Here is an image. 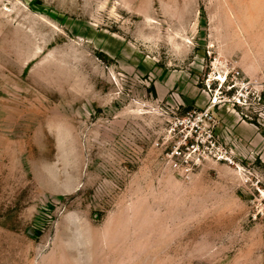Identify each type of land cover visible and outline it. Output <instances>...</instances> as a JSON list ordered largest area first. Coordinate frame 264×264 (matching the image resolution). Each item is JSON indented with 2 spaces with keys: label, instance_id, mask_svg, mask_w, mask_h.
Masks as SVG:
<instances>
[{
  "label": "rangeland",
  "instance_id": "374dc122",
  "mask_svg": "<svg viewBox=\"0 0 264 264\" xmlns=\"http://www.w3.org/2000/svg\"><path fill=\"white\" fill-rule=\"evenodd\" d=\"M208 79L241 103L194 133ZM225 108L263 149L264 0H0V264H264V154Z\"/></svg>",
  "mask_w": 264,
  "mask_h": 264
},
{
  "label": "crops",
  "instance_id": "0c3cea01",
  "mask_svg": "<svg viewBox=\"0 0 264 264\" xmlns=\"http://www.w3.org/2000/svg\"><path fill=\"white\" fill-rule=\"evenodd\" d=\"M154 86L156 90L157 97L164 100L168 97H172L179 92L183 94L187 99H192L196 96L194 91L195 87L189 84V75L178 71H162L156 76L154 81ZM181 94L179 95L181 97ZM231 108L221 109V118L226 129H229V133L226 129L222 130L220 126V133L222 138L226 143L234 146L237 151L247 147L249 149L248 153L261 154V139L260 132L256 130V127L244 121L232 113ZM237 153V152H235ZM262 154H264V148L262 149Z\"/></svg>",
  "mask_w": 264,
  "mask_h": 264
},
{
  "label": "built area",
  "instance_id": "2783aa9c",
  "mask_svg": "<svg viewBox=\"0 0 264 264\" xmlns=\"http://www.w3.org/2000/svg\"><path fill=\"white\" fill-rule=\"evenodd\" d=\"M232 77H236V75L234 74ZM215 80L217 79L215 78ZM206 87H207V92L209 95V103H208L207 109H205L203 112H199L197 114L192 115L191 119H187L186 121H184L185 123H190L191 131H193L194 133L197 132L198 128L201 127L200 123L205 121L207 118L211 119V121H214L212 117V109H214L215 107L219 106L222 103H230V102L234 103V100L235 102H237V104L241 103L239 97H234V95L230 97L229 92L221 89V85L217 87H213L209 79L206 83ZM184 122H181V124H183ZM213 131L214 129L208 131V134H207V138L210 139L211 141V146H214V142H215L213 138ZM195 147H197L198 149L199 148L198 144L193 145V148ZM218 157H219V154H217V158Z\"/></svg>",
  "mask_w": 264,
  "mask_h": 264
}]
</instances>
